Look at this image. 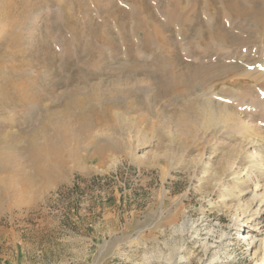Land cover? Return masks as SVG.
<instances>
[{"label":"rangeland","instance_id":"obj_1","mask_svg":"<svg viewBox=\"0 0 264 264\" xmlns=\"http://www.w3.org/2000/svg\"><path fill=\"white\" fill-rule=\"evenodd\" d=\"M146 1L147 10L139 0H6V13L0 0V72L15 73L37 100L6 105L12 92L0 89V132L12 133L0 143L8 162L0 169V264H264V245L250 239L263 222L249 220L264 191L243 181L258 168L264 183V29L230 16L226 27L238 40L218 44L194 28L203 35L200 24L220 3H199L203 18L199 12L184 26L188 0L176 8L148 0L152 16ZM155 26L174 46L159 39ZM167 50L185 64L235 66L206 87L235 113L236 131L178 120L190 95L155 96ZM131 59L147 66L127 69ZM180 69L188 72L184 64ZM134 85L140 89L129 90ZM96 91L109 112L78 126L73 92ZM47 117L53 119L44 132L55 147L37 168L27 135ZM56 121L66 131L56 135ZM236 217L244 224L234 229Z\"/></svg>","mask_w":264,"mask_h":264},{"label":"bare ground","instance_id":"obj_2","mask_svg":"<svg viewBox=\"0 0 264 264\" xmlns=\"http://www.w3.org/2000/svg\"><path fill=\"white\" fill-rule=\"evenodd\" d=\"M145 0H139V3H137V5L139 7H141L143 10L147 7L145 6L144 3ZM187 1V0H168L169 5L176 8L178 6H180V2L182 3ZM190 2V9L183 13L182 18H181V22L184 26H190L191 24H193V15L195 17V15H198L199 12L201 15L200 17L203 18L201 11H198L197 6L199 3L204 2V0H188ZM28 2V0H27ZM148 3V6L150 8V15L152 16V9L150 7V3L147 0L146 1ZM207 2L210 3V8L211 7H215L214 4L215 3H220V8H217L216 11L214 13L209 12V16L207 19H204L202 21V24H200L201 26H203L205 28V32L203 33V35H201V31L200 28H194V34H196L197 36H202L207 38V39H212V41H215L216 43L218 42V44H223L225 42H230L231 40H238V37L235 39V35L233 33H231L230 29H227L226 27V22H227V17H233V18H240V19H249L250 21H252L254 24H256V26L258 27L259 30H263L264 29V0H207ZM26 3V2H25ZM5 4V11L7 13V11L10 10L11 5L9 4V2H5L3 3V5ZM7 4H9L10 6H8ZM20 8V7H19ZM216 8V7H215ZM28 9V8H27ZM3 10V11H4ZM2 12V10H1ZM126 13V12H125ZM22 15V14H21ZM126 16V14H125ZM193 17V18H194ZM201 19V18H200ZM21 21V20H20ZM199 21V20H198ZM243 21V20H242ZM145 19L144 18H140L139 19V23H144ZM123 27H125V24L123 25ZM164 28V30H169L168 24H164V26H162ZM161 27V28H162ZM191 29V28H190ZM154 32L155 34L159 37V39L161 41H163L164 43H172V41H170L167 37L165 38V34L162 32V29L158 28V27H154ZM258 32V31H257ZM249 33V32H248ZM252 33V32H250ZM259 33V32H258ZM193 35V34H192ZM196 35L194 37H196ZM151 37V36H150ZM141 42L143 43L144 46H146V44L149 40V35L145 32L142 33V37H141ZM204 39V38H203ZM136 41V40H135ZM210 41V40H209ZM245 41H238L236 43L241 44L244 43ZM135 44V43H134ZM148 44H147V48H148ZM210 44V43H209ZM171 45L174 46V44L172 43ZM142 46V47H144ZM169 46V45H168ZM206 46V45H205ZM133 47V46H132ZM209 47V46H208ZM174 50V47H172ZM130 49V48H129ZM127 50L130 53V50ZM17 50V49H16ZM132 50V49H131ZM210 50V48L208 49ZM213 51V50H212ZM168 53L166 60L164 63L162 64H155V66L157 65L160 68H163L164 74L161 75V77H154L156 82L159 84L161 83L162 85H160V89L158 90L157 94H155V96L160 97L162 95L167 96L169 98H176L178 100H180V98L182 97L183 99H185L188 95H190L191 99H192V104H188V103H183L182 104V108H183V112L178 114V120H181L183 122H188L191 120V118H193V120H197L200 121L202 123L203 128L205 129H218L219 132L221 131H225V133L228 131H236V127L237 125V120L235 118V113L232 112L230 110V108L226 105V104H220L219 102H216L212 97L218 95L217 92L215 91H211L210 89H208L206 86L210 85V83L212 84L213 82H215L216 80L220 79L221 77H223L225 74L229 73L230 71H232L231 68H235L234 65L231 64H227V63H223V62H208V63H204V64H196V65H190V64H185L182 60H180L178 58V56L173 52H171L170 50L166 51ZM208 53V51H205ZM133 54V53H132ZM210 54V53H208ZM131 55V53H130ZM129 55V56H130ZM68 57V56H67ZM202 57L201 59L202 62L206 61V57L205 56H200ZM212 60V59H210ZM213 61V60H212ZM187 63V62H186ZM184 64V66H187L188 68V72L184 70V72L181 71L180 66ZM150 65V64H149ZM147 65L145 63H138L134 60L131 59V62L129 65H126L127 69L130 68L132 71L136 72V71H140V68H144ZM125 67V66H124ZM125 67V68H126ZM1 71V70H0ZM153 74V73H152ZM13 75H15V73H1L0 72V80L2 81L1 83V90L3 91L5 88L12 92L10 95V99L6 100L4 103H6V105H11V103L13 102V104L16 106L17 105H24L27 103L28 104H33L35 103L36 98L34 97L35 95L31 93L29 86L24 82V81H20L19 78H14ZM154 76V75H153ZM88 78V77H87ZM139 79V78H138ZM124 81V80H123ZM122 81V82H123ZM137 80V84H138ZM121 82V81H120ZM135 82V81H134ZM167 82V83H165ZM125 83V82H124ZM140 83V82H139ZM143 83V82H141ZM133 84V83H132ZM145 85V84H144ZM148 85V84H147ZM78 86V85H77ZM76 86V87H77ZM112 86H114L112 84ZM130 87V86H129ZM45 88V87H44ZM92 88V87H91ZM138 85H134L133 87H130L129 90L133 91L134 89L138 90ZM76 89V88H75ZM96 89H99L96 87ZM113 89V88H112ZM120 86L116 87L115 86V91H119ZM140 89V88H139ZM95 90V89H94ZM101 90V89H100ZM136 90V91H137ZM123 91V90H122ZM120 91V92H122ZM135 91V90H134ZM152 91V90H151ZM7 92V91H6ZM92 92V91H91ZM90 92V93H91ZM101 92V91H100ZM77 93V92H76ZM75 92H73V94H75V96H71V100L69 101L70 105L73 106L75 110L78 109V111L80 112L79 114H77L78 117H80L79 119L82 120H78V126H82L85 125L86 127L88 125H91L93 123L88 122V119H90V116L95 115L100 118V115H104L102 114L103 111L109 110V108L107 109L106 106L104 107V105H102L101 101H105L104 99H102V97L98 96V93L96 91V93H89L90 95H84V96H79L77 95ZM103 93V92H102ZM42 94V93H41ZM40 94V95H41ZM81 95L83 94L80 93ZM87 94V92H86ZM7 95V94H6ZM3 95V96H6ZM72 95V94H71ZM42 96V95H41ZM70 96V94H69ZM124 96V95H122ZM204 96V97H202ZM9 97V96H8ZM126 98V97H125ZM1 99V98H0ZM3 99V98H2ZM40 99V98H39ZM115 99V98H114ZM187 99V98H186ZM69 100V99H68ZM133 100V99H132ZM182 100V99H181ZM2 101V100H1ZM4 101V100H3ZM39 101V100H38ZM129 101V100H128ZM63 102V101H62ZM68 104V102H66ZM117 103V102H116ZM37 104V103H36ZM65 104V102H64ZM13 105V106H14ZM24 105V106H26ZM101 105V106H100ZM131 105V104H130ZM28 106V105H27ZM39 106V104H38ZM69 106V105H68ZM85 106V107H84ZM98 106H100L102 109L98 110ZM133 106V105H132ZM70 107V106H69ZM134 107V106H133ZM83 108H87V112H85L83 110ZM68 109V107H67ZM66 110V109H65ZM70 110V109H69ZM72 110V109H71ZM54 111V110H53ZM61 111V110H60ZM67 111V110H66ZM65 111V112H66ZM57 112V111H56ZM59 112V111H58ZM71 112V111H70ZM109 111H106V113ZM67 113V112H66ZM74 113V112H73ZM76 113V112H75ZM74 113V114H75ZM105 113V112H103ZM46 114V113H45ZM54 114V113H53ZM57 114V113H56ZM73 114V115H74ZM72 115V113L70 114ZM76 115V114H75ZM74 115V116H75ZM107 115V114H106ZM111 115V114H110ZM67 116V115H66ZM69 116V115H68ZM67 116V117H68ZM55 118H57L58 116H54ZM60 117V116H59ZM62 117V116H61ZM93 117V116H92ZM91 117V119H92ZM93 117V118H94ZM96 117V118H97ZM64 118V117H63ZM69 118V117H68ZM73 119V116H70V119ZM97 118V120H98ZM53 118H45L40 122V126H38L37 128H34L31 132H29L28 136V144H27V150H28V158L29 161L35 165L37 168H39L38 164L42 162H44V158H48V153L49 150H53L52 148H54L55 146L53 145V143L50 145V142L47 139V136L44 132L46 125L49 124V121H51ZM67 119V118H66ZM65 119V120H66ZM71 119V120H72ZM112 119V118H110ZM57 120V119H56ZM64 120V119H62ZM76 120V119H75ZM72 120V121H75ZM67 123L69 122L68 120H66ZM71 121V122H72ZM84 121V122H83ZM95 121V120H93ZM242 121V120H241ZM70 122V123H71ZM82 122V123H81ZM99 122V121H98ZM243 122V121H242ZM55 123V122H53ZM192 123V122H191ZM195 123V122H194ZM66 124V123H65ZM72 124V123H71ZM70 124V125H71ZM97 124V121H96ZM240 124V123H239ZM63 125V124H62ZM62 125H60L59 121H56L55 123V129L53 130V132L56 133V135L59 132H62L63 130L66 131V127L65 129L64 127H62ZM69 125V127H70ZM83 126V127H85ZM76 127V126H75ZM51 128V127H49ZM48 128V129H49ZM82 128V127H81ZM89 128V127H88ZM242 128V127H241ZM47 129V128H46ZM73 129V128H72ZM86 129V128H84ZM82 129V130H84ZM240 129V127H239ZM243 129V128H242ZM80 130V129H78ZM22 131V130H21ZM89 131V130H87ZM91 131V130H90ZM20 132V131H19ZM76 132H80V131H76ZM82 132V131H81ZM21 133V132H20ZM19 133V135H20ZM52 133V131H51ZM68 133V132H67ZM91 133V132H90ZM82 134V133H80ZM96 134V133H95ZM224 134V133H223ZM12 135V133H11ZM10 133L8 132H0V143H7L10 140ZM18 135V134H17ZM23 135V134H22ZM65 135V134H64ZM72 135V134H71ZM104 135V134H103ZM15 136V135H13ZM67 136V135H66ZM65 136V137H66ZM83 136V135H82ZM52 137V136H50ZM63 137V136H62ZM74 137V136H73ZM76 137V136H75ZM74 137V138H75ZM94 137V136H93ZM14 138V137H11ZM30 138V139H29ZM37 138H42L44 139L42 145H40L36 139ZM57 138V136H56ZM61 138V137H60ZM54 139V138H53ZM63 139V138H62ZM69 139V138H68ZM94 139V138H93ZM97 139V138H96ZM64 140V139H63ZM67 140V139H66ZM95 140V139H94ZM27 142V139H26ZM69 143V142H68ZM77 143V142H76ZM91 143V142H90ZM9 144V143H8ZM1 145V144H0ZM53 145V146H52ZM78 145V144H77ZM97 146V145H95ZM105 146V145H104ZM98 145V147L101 148V150L103 149ZM81 147V146H80ZM240 147V146H239ZM4 148V146H3ZM24 148V147H23ZM77 148V147H76ZM97 147H95L96 149ZM57 149V147H56ZM59 152H60V148L58 147ZM72 149V148H71ZM84 149V148H83ZM63 150V149H62ZM81 150V148H80ZM97 150V149H96ZM238 150V149H237ZM55 151V150H54ZM53 151V152H54ZM58 152V150H56ZM58 152V153H59ZM67 152V151H66ZM81 152V151H78ZM77 152V153H78ZM100 152V150H99ZM241 152V150H240ZM18 153H20L18 151ZM239 153V152H238ZM5 154V153H4ZM14 154V153H13ZM52 154V152H51ZM61 154V153H59ZM3 155V153H2ZM0 156V169H4L5 167H7V161L6 158L4 156ZM8 155V154H7ZM48 156V157H47ZM59 156L61 155H57V157L59 158ZM65 156V155H64ZM232 156V155H231ZM56 157V158H57ZM12 158V157H11ZM9 157V159H11ZM52 158V157H51ZM69 158V157H68ZM67 158V159H68ZM14 159V158H13ZM8 160V159H7ZM49 160V158H48ZM14 161V160H13ZM16 161V160H15ZM54 161V159H53ZM83 161V160H82ZM19 162V161H18ZM46 162V160H45ZM51 162V160H50ZM11 163V162H10ZM64 163L63 161L60 162ZM66 163V162H65ZM49 164V161H48ZM58 164V163H57ZM44 165V164H43ZM53 165V164H51ZM59 165V164H58ZM9 167H11L10 165H8ZM16 166V165H15ZM34 166V167H35ZM46 166V165H45ZM55 166V165H54ZM14 168V167H13ZM32 168V167H31ZM36 168V169H37ZM45 168V167H44ZM50 168V167H49ZM16 169V168H15ZM42 170V169H41ZM38 171V170H37ZM255 172V175H252V172ZM36 173V172H35ZM43 175V174H42ZM244 179V183L245 186L248 187L250 186V181L253 182L255 184V191L259 190L264 191V183L261 184L260 180L261 178V174L258 171V168L253 169L252 171H248L243 175ZM259 194V196H261L262 198V194ZM264 197V196H263ZM263 201V202H262ZM260 207L258 206L257 209L251 214V217L249 220L258 222V220L260 219L263 222V226H264V207L262 208V206H264V200H260ZM241 219H239V217H236L234 219V223L232 225V228L237 229L240 227V225L244 224L242 222H240ZM255 229L252 227L251 231H254ZM264 233V228L262 229H257L254 231V234L250 236V239H255L254 241L257 243V245H264V239L261 241L260 238H258V235L261 233ZM243 236L241 233H239L238 235ZM252 241V240H251ZM261 245V246H262Z\"/></svg>","mask_w":264,"mask_h":264}]
</instances>
